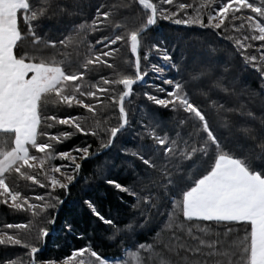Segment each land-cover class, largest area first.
Returning <instances> with one entry per match:
<instances>
[{"label": "snow or ice", "instance_id": "1", "mask_svg": "<svg viewBox=\"0 0 264 264\" xmlns=\"http://www.w3.org/2000/svg\"><path fill=\"white\" fill-rule=\"evenodd\" d=\"M134 5L140 10L132 16L126 10ZM57 18L67 24L52 36L44 22ZM163 21L212 30L217 39L231 42L243 64L264 79V0H0V204L31 216L26 223L4 224L0 245L29 249L26 264H57L55 259L38 257L42 251L38 242L54 233L49 225L56 224L55 213L65 204L57 190L70 194L72 185L88 179L82 172L84 161H95L108 185L134 198L131 207L136 212L123 222L103 214L94 200L85 201L93 216L110 227V240L134 238L154 213L166 219L151 243L125 247L121 258H106L89 241L61 264H264V114L257 115L245 102L228 106L210 99L222 129L217 131L206 111L191 99L187 82L168 75L170 70L178 74L180 63L167 37L159 33ZM106 30L110 34L95 42L89 39ZM153 32L158 33L154 38ZM118 42L134 55L130 61L134 71L115 72V79H86L94 67L116 68L120 48L112 45ZM253 48L255 53H250ZM149 72L161 83L151 85L157 94L143 95L173 113L170 127L154 112L130 115L134 86H147ZM210 72L205 67L192 80L199 83ZM110 85L123 87L117 91ZM212 89L232 91L222 76L211 80L204 94L210 95ZM105 95L118 106L114 123L99 115L98 105L108 107L101 99ZM61 105L79 106L87 113L49 114L50 106ZM233 114L258 121L261 127L237 124ZM137 120L140 142L121 149L134 158L127 161L130 179L109 177L107 169L117 166L111 150ZM61 125L68 128H58ZM54 127L55 133L48 131ZM234 128L244 140L255 142L254 149L237 144L238 153L228 147ZM80 133L97 138L98 145L58 149V144ZM57 158L69 163H53ZM14 174L48 191L25 194L18 184H9ZM11 229L27 230L33 241ZM64 229L74 231L73 223L66 222ZM7 264L25 262L9 258Z\"/></svg>", "mask_w": 264, "mask_h": 264}, {"label": "trees", "instance_id": "2", "mask_svg": "<svg viewBox=\"0 0 264 264\" xmlns=\"http://www.w3.org/2000/svg\"><path fill=\"white\" fill-rule=\"evenodd\" d=\"M102 2L109 3L112 0H102ZM181 2H191V0H181ZM199 2V0H197ZM139 6L134 5L132 9L126 10L132 16H135L139 12ZM92 11L91 9L89 10ZM191 12L192 9H189ZM78 20V18H77ZM67 24V20L57 18L44 22V27L50 29V35L58 36L63 30L64 25ZM23 27V25H22ZM159 33H162L167 37L168 45L171 49H174V59L180 63V72L175 73V70L168 72L169 76L175 75L176 79H183L187 82V90L191 96V99L199 106H201L207 113L211 125L222 131L220 128V122L214 109L211 106L210 99H216L219 102L225 103L228 106L238 105L242 102L257 113V115L264 114V79H261L255 69L246 67L243 64V59L239 52L236 51L234 45L231 42L223 41V39H217L212 30L204 29L199 26H184L174 25L169 21H163L159 28ZM110 34V30L104 32H96L89 35V39L95 42L96 39L103 35ZM158 33H151V37L154 38ZM252 43L259 45L260 41H252ZM26 48L31 49L29 44H25ZM100 47L99 45L97 46ZM113 48H120V52L117 53L114 63L115 69H109L106 66L94 67L88 73L86 79L97 81L101 76H106L110 79H115V72H132L134 69L131 67L130 61L134 60V55L130 52V48L123 45V42H118L117 45H112ZM48 51H53L49 49ZM250 53H255V49H249ZM110 62L113 58H108ZM144 62L142 61V67ZM205 67L211 69V72L207 77L201 80L199 83L192 80L193 74L201 71ZM157 74L149 72L145 80L148 82L147 86L141 87L140 85L134 86V103L129 106L130 115L134 111L137 116L142 115L145 112H154L160 119L164 120L167 127L171 126V121L174 119L173 113L169 109H165L161 106L155 105L152 101H149L146 96L143 95L144 91H153L151 85L154 83H161L156 79ZM217 76L224 78V83L232 90L229 94L212 89L210 95H205L203 89L210 87V81ZM109 87L115 88L117 91L122 89V85H110ZM115 94V93H112ZM159 95H166L165 93H159ZM102 100H105L108 107L104 105H98L100 108V118L104 120L111 117V122L116 121L119 110L118 106L111 104L108 101V97L101 96ZM127 105V102H126ZM49 114L65 115L71 113L73 115L86 114L87 110L82 109L79 106L73 108H67L66 106H50L48 109ZM181 116L185 115L180 113ZM232 119L237 124L245 122L254 123L259 129L261 127L258 121H247L245 117H241L238 114H233ZM139 121L133 122V127L127 131L123 137L118 136V145L114 146L112 151V159H114L116 167H109L107 169V175L112 178L119 179L121 181H128L129 167L127 161L134 159L131 156L126 155L121 151L122 148H134L137 143L140 142L137 132L139 131ZM58 128L67 129L68 126H58ZM57 127L48 129L51 133H55L58 130ZM91 143L95 148L99 141L97 138L91 135L85 136L80 133L75 135L69 140L57 145L59 150H69L75 145ZM254 141L244 140L241 133L233 129L229 136L228 147L234 149L238 153L241 151L237 148V144H244L245 147L252 146L254 149ZM53 163H69L67 161H61L58 158ZM137 163H139L137 161ZM259 163V162H257ZM83 175L88 177L86 180L80 181L78 184L71 186L70 194L64 193L62 190H57L61 193L65 204L59 206V212L56 214V224L49 225L50 229L54 230L50 232L49 237L43 241L38 242V246L42 251L38 254V257H42L45 261L48 259H55L57 264H61L63 258L71 253L75 248L85 246L89 241L93 244V247L101 252L106 258H121L123 256V249L125 247L135 246L138 243H151L157 232L163 227L165 216H158L153 214L152 220L140 228L133 238L132 236L118 237L113 241L108 238L110 235V227L98 218L94 217L91 210L87 207L85 201L92 199L97 203L98 208L107 217L115 218L118 222L127 221L136 212L131 205L134 203V198L120 193L114 189L111 185L106 183L105 177L100 175L95 169V161L83 162ZM38 178H40L38 176ZM8 182L10 185H19V189L25 194L35 196L41 194L48 189H41L39 185H33L31 181H23L18 177V174H14L9 177ZM121 196L124 197L121 200ZM54 211V210H53ZM31 219L30 214L12 210L9 206L0 204V228L6 223H26ZM143 218L141 217L140 220ZM72 222L74 231L68 232L64 229L66 222ZM239 227V225H234ZM9 232L18 233L22 239L26 241H33V234L27 230H8ZM242 231V229H241ZM81 233L83 234L81 236ZM235 231L233 235H235ZM167 239V234L163 237ZM123 239V244H121ZM30 250L23 247V245H0V262L7 264V260L22 259L25 264L28 260V252Z\"/></svg>", "mask_w": 264, "mask_h": 264}]
</instances>
